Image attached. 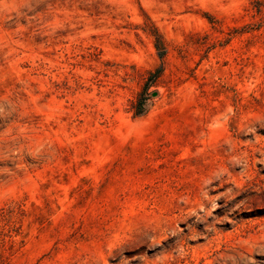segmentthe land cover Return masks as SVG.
<instances>
[{
    "label": "rangeland",
    "instance_id": "rangeland-1",
    "mask_svg": "<svg viewBox=\"0 0 264 264\" xmlns=\"http://www.w3.org/2000/svg\"><path fill=\"white\" fill-rule=\"evenodd\" d=\"M0 264H264V0H0Z\"/></svg>",
    "mask_w": 264,
    "mask_h": 264
}]
</instances>
